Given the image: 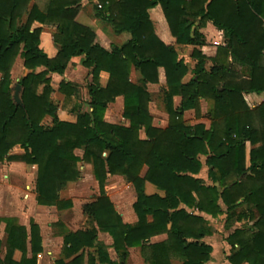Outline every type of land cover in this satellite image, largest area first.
Listing matches in <instances>:
<instances>
[{
    "label": "trees",
    "instance_id": "obj_1",
    "mask_svg": "<svg viewBox=\"0 0 264 264\" xmlns=\"http://www.w3.org/2000/svg\"><path fill=\"white\" fill-rule=\"evenodd\" d=\"M34 1L0 0V163L10 159L37 167L35 192L40 206L72 207L61 193L81 178V161L92 166L101 191L95 201L83 206L89 227L65 233L62 258L56 264H117L98 243L99 231L112 237L120 264H125L130 248H140L147 264H174L175 259L179 264H206L212 248L202 239L213 231L207 220L194 213L214 219L227 214L229 223L243 207L238 220L248 224L228 237L232 246L228 260L264 264V104L251 109L246 101L248 94L264 93V0H88L97 2L96 19L117 35H131L130 41L110 50L96 42L91 28L77 21L82 0H48L43 8ZM151 15L162 27L163 37L155 34ZM208 21L227 39L215 57L205 55L206 43L199 32ZM35 23L54 30L55 57L40 48L43 28H33ZM176 45L195 47L194 77L187 84L183 79L189 69L179 60ZM18 57L29 71L18 83L21 105L11 88V70ZM76 58L82 59L92 76L90 108L82 112V105L74 104L77 121L68 123L58 118L50 75H64ZM208 62L213 65L209 71ZM237 65L243 67L242 73ZM133 71L137 82L131 80ZM101 73L109 75L105 87L100 84ZM150 84L164 85L166 129L152 124ZM59 92L67 103L79 93L76 85L66 82ZM119 97L124 99L123 117L129 127L103 119ZM175 97L181 98L178 108ZM202 101L209 103L211 127L187 126L184 113L194 110L200 117ZM47 118L52 119L50 125L43 124ZM142 131L145 139L140 138ZM16 146L24 154L10 157ZM77 150L83 151L82 158ZM203 156L212 185L197 177ZM109 175L124 177L133 185L135 224H125L107 196ZM146 183L165 196L146 195ZM3 222L7 255L1 258L0 241V264H37L43 252L39 226L31 222L28 233L12 219ZM160 235L167 239L150 243ZM16 250L23 253L20 262L13 260Z\"/></svg>",
    "mask_w": 264,
    "mask_h": 264
},
{
    "label": "crops",
    "instance_id": "obj_2",
    "mask_svg": "<svg viewBox=\"0 0 264 264\" xmlns=\"http://www.w3.org/2000/svg\"><path fill=\"white\" fill-rule=\"evenodd\" d=\"M158 19L161 20L162 19L161 16H158ZM151 20L155 26V34L158 37H163L164 36L163 29L157 22L156 17L151 15ZM77 21L80 24L91 28L96 34V42L100 44L103 48H105L106 50H110L112 45L121 46L127 43L128 41H130L131 39V35L129 33H122L120 35H117L114 33L113 29L108 24L103 23L102 21L96 19L95 17L85 14L83 11H81L80 14L78 15ZM200 21H201V17L194 19L196 26L200 23ZM33 28H43V32L41 34L40 48L48 55V57L50 58L55 57L58 53V49L56 48L54 44V39H53L54 30L51 28L43 27L42 25L38 23H35ZM199 32L204 37V40L206 43V48L204 50V53L208 57H215L219 47H226L227 39L225 38L224 33L219 31L213 25L212 22L208 21L206 24L201 25V27L199 28ZM175 49L178 54L179 60H182L189 69L188 74L183 79V83L187 84L194 77L193 70L195 68L196 62L193 60L192 54H193L195 47L190 46V45H176ZM81 60H82L81 58L73 59L72 62L69 64L64 75L60 76L58 74H51L50 78L52 80V86L54 87L55 90L58 89V86L63 81L67 83L72 82L78 85L79 89L82 90L81 91L82 96L80 97L78 93L76 96L73 97L72 102H75L76 104H81L83 107L82 112H85L87 110L86 105L90 102V96L87 90V84H88V81L92 82V76H90L89 70L82 66ZM212 67H213L212 63L208 62V64L206 65V69L209 71ZM235 68L240 73L244 71L243 67L240 65L235 66ZM134 72L135 71H133L132 74H134ZM28 73L29 71L24 68L23 60L20 57H18L11 70V79H12L11 88L13 91L18 86L20 79L22 77H25ZM108 79H109V75L107 73H101L100 84L103 87H105L108 83ZM163 87L164 85L150 84L148 85V90L151 93V89H154V88L162 89ZM60 98H61V101L64 102L65 96L63 97L61 95ZM262 100H263V93L262 94L251 93V94L246 95L247 104L251 109H255L259 107L261 104H263ZM174 104H175V107L178 108L181 104V98L175 97ZM112 106L114 107V109L115 107L119 108V110H116V112L118 111L120 112L121 110L124 111V99L122 97L117 98L115 103L112 104ZM208 109H209V103H207L206 101H202L201 102V116L198 119L200 121H197L196 124L188 123L187 120L185 119L186 113L188 112L194 113L195 111L194 110L186 111L183 115V120L185 124L187 126H195L198 124H203L205 125L206 129H209L211 127V119L208 113ZM113 111L115 112V110L113 109L106 110L103 116L104 121L110 124L121 125L124 127L130 126V122L126 120L123 116H122L123 117L122 119L124 123L117 124V123L112 122L108 118V114L109 113L113 114ZM57 115L60 121H63V122L75 123L77 121V112L73 113V111L70 108L69 109H62V108L59 109V112ZM162 115L165 116V120L161 125H159L154 121V116L153 114H151L153 118L152 124L156 128L166 129L169 126V116L167 113L166 114L163 113ZM49 119L51 120V118H47L45 119V121ZM145 138H141V139H145ZM77 152L79 154H77ZM22 153H24V150L21 147L16 146L10 152V157L11 156L13 157L21 156ZM75 153L78 157L80 158L83 157L82 150H77ZM200 160L203 164V167H202L201 173L197 177L204 180L207 185H212V182L209 180V177H208L209 168L206 165L207 158L203 156L201 157ZM0 164H2L6 172V173L0 172V232H1L0 241L2 242L1 258L4 259L7 255L6 223L3 222V220L12 219L16 222L17 225L25 227L28 233L30 232L31 222H34L36 225L39 226L40 234L42 237L43 252L38 255L37 264H56V261L62 258L65 233L68 231L72 233H75L78 231H84L87 228L73 230V231L68 230L65 226L62 227L63 225L58 226V224H63V223L55 219V220H52V224H50L49 230L52 231V227L55 226V227H58L57 229L58 231L56 233L51 234V236L48 237L46 241L44 239L45 236H44V231L42 228V222L44 221V217H46V214H48L49 209H56L57 211L58 209L55 207H44V206L38 205L36 201L35 187L32 184H31L32 186L30 184L26 185L23 191L19 189L17 186L12 185L10 183V176L12 175L11 173H15L13 174L15 175V178L23 177V176L27 178L28 176L26 175H27V172L31 170L30 168L36 169V167L28 165L22 161L10 160V159L9 160L6 159L4 162ZM78 168L80 172H81V169L87 171L85 175V177H87L86 179H92L93 181L95 180L94 175H93V169L90 164L84 161H81L78 163ZM82 178H83V173H81L80 179ZM121 178L123 177L118 176V175H114V176L109 175L107 182L109 180L121 179ZM107 182H106V186H107ZM73 184H76V182L69 183L68 187H71V185ZM145 193L148 196H153V195H159L161 197L165 196V193L163 191L159 190L157 187H155L154 185L150 183L145 184ZM109 195L110 194L107 193V196L110 198V200L114 204L115 209L117 213L121 216L123 222L129 225L135 224L137 222V216L134 213V210H132L130 214L127 208L123 207V205L122 206L116 205L115 200ZM89 203H86V204H89ZM76 208L77 206L74 203L72 204V207L70 209L75 210ZM181 208H185V207L182 206ZM222 208L225 212L227 211V208L224 205H222ZM63 210H66V209H63ZM63 210H60V211L63 212ZM244 210H245L244 207L238 208L232 215L234 217L233 222L228 223L227 214L220 216L218 219H214L211 216H208L206 214L194 213L192 210L187 209V211L190 213H194L196 215L202 216L205 220L209 222V225L211 227H214L218 231V235H210L202 239V242H204L205 244H207L208 246L212 248L210 259L206 264H231L228 260V257L232 253V246L228 243L227 239L236 230L241 229L246 224H248L247 221L245 220H242V221L238 220L239 214L244 212ZM83 215H84V212H82V217ZM256 218H258L257 214H256ZM47 219L48 218L46 217V220ZM249 225H251V223H249ZM166 239H167V235H160V236L153 237L150 240V243L157 244V243L164 242ZM98 243H100L107 249L109 258L112 262L120 264L121 262L120 257L116 253L113 247V239L108 233L99 231L98 232ZM128 251H129V257L126 260L125 264H147L141 253L140 248H130L128 249ZM28 257H31L30 246H28ZM22 258H23V253L21 251L19 250L14 251L13 253L14 261L20 262ZM73 258L74 257L70 259H66L65 262L68 263ZM173 262L174 264H179V260L177 259L173 260Z\"/></svg>",
    "mask_w": 264,
    "mask_h": 264
},
{
    "label": "rangeland",
    "instance_id": "obj_3",
    "mask_svg": "<svg viewBox=\"0 0 264 264\" xmlns=\"http://www.w3.org/2000/svg\"><path fill=\"white\" fill-rule=\"evenodd\" d=\"M34 2L36 4H38L41 8H43L45 6V4L48 2V0H35ZM96 5H97V2L91 3L88 0H82L81 11H83L85 14H87L89 16L94 17V7ZM89 74H90V71H89ZM90 76H91V74H90ZM131 79L134 82H137L138 81V75L134 72V74L131 75ZM63 82H61V83H63ZM61 83H60V85H61ZM90 83H91V81H88L87 90H88V86ZM72 84L76 85L75 83H72ZM51 85H52V80H51ZM60 85L58 86L57 90L54 89L55 92L52 95V99L58 108L57 114L59 112V109H61V108L62 109H69L70 108L71 110H73L74 104H76L75 102L67 103L66 99L64 100V102L61 101L60 97H61V95L64 97V95L59 92ZM76 86L78 87V85H76ZM78 91H79V96L81 97L82 96L81 95L82 90H80L79 87H78ZM161 91H162V89H160V88L151 89L152 101L149 104V111L151 112V114H153L154 121L159 125H161L165 120V116H163L162 114L163 113L166 114L164 104L162 103V100H161ZM88 93H89V91H88ZM14 94H15V89L13 91V96H14ZM19 96H20V94H19ZM88 105H89V103H88ZM117 108L118 107H115V109H114L112 104L108 107V110H110V109L115 110V112L113 111V114H110V113L108 114V118L112 122L117 123V124L124 123L123 119H122L123 118L122 117L123 116V110H121L120 112L119 111L116 112V110H119V108L118 109ZM87 109H89V108L87 107ZM196 117L197 116H196L195 112L194 113L188 112L185 115V119L187 120V122L192 123V124H196L197 121H200V120H198L199 117H197V118ZM51 120L49 119V120L44 121V124L50 125ZM140 137L145 138V133L143 131L140 133ZM23 154L24 153H22V155ZM77 154H79V153L77 152ZM106 156H107V154L105 153L104 157H106ZM30 169L32 171L30 170L27 172V175H26V176H28L27 178L25 176L15 178V175H13L15 173H11L12 175L10 176V183L12 185L17 186L19 189H21L23 191L25 189V186L28 184H30V185L32 184L35 187L36 176H37V167H36V169H32V168H30ZM0 172L6 173L2 164H0ZM145 172H146V169H144L142 171V176L145 174ZM80 173H83V178L79 179L76 182V184L71 185V187H67V189L61 193L63 200H65V201L68 200L72 204L75 203L77 208L75 210H73L74 208L73 209L69 208V210H67V209L63 210V212L60 210L57 211L56 209H49L48 214H46V217L48 219L46 220V217H44V221L42 222V228H43L44 236H45L44 239L46 241H47L48 237L51 236V234L56 233L58 231L57 230L58 227H55V226L52 227V231L49 230L50 224H52V220H55V219H57L58 221L63 223V224H61V225H63L62 227L65 226L68 230H72V231L73 230H79V229H85V228L89 227V222L87 220V216L83 215V217H82L83 205L96 200L97 197L100 195L101 191H100L99 184L96 180L93 181L92 179H86L87 178V177H85V175L87 173L86 170L81 169ZM105 192L110 194L109 196L115 200L116 205H118V206L123 205V207L127 208L128 212L130 214H131L132 210H134L133 205L136 203L137 194H136V191H135L133 185L131 183H129L124 177L121 179L109 180L107 182ZM73 207H74V205H73ZM212 231H213L212 235H218V231L214 227H212ZM0 234H1V232H0Z\"/></svg>",
    "mask_w": 264,
    "mask_h": 264
},
{
    "label": "water",
    "instance_id": "obj_4",
    "mask_svg": "<svg viewBox=\"0 0 264 264\" xmlns=\"http://www.w3.org/2000/svg\"><path fill=\"white\" fill-rule=\"evenodd\" d=\"M20 90H21V86L20 85H18L16 88H15V94H14V100H15V102H16V104H18V105H21L22 104V102H21V99H20V96H19V94H20ZM88 108H90V105H86Z\"/></svg>",
    "mask_w": 264,
    "mask_h": 264
},
{
    "label": "built area",
    "instance_id": "obj_5",
    "mask_svg": "<svg viewBox=\"0 0 264 264\" xmlns=\"http://www.w3.org/2000/svg\"><path fill=\"white\" fill-rule=\"evenodd\" d=\"M263 104H264V93H263V100H262Z\"/></svg>",
    "mask_w": 264,
    "mask_h": 264
}]
</instances>
